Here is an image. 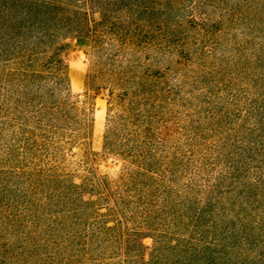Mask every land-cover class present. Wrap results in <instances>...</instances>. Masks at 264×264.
Segmentation results:
<instances>
[{"label": "rangeland", "instance_id": "rangeland-1", "mask_svg": "<svg viewBox=\"0 0 264 264\" xmlns=\"http://www.w3.org/2000/svg\"><path fill=\"white\" fill-rule=\"evenodd\" d=\"M88 13L81 38L0 35V264L142 262L203 226L264 239V0Z\"/></svg>", "mask_w": 264, "mask_h": 264}, {"label": "trees", "instance_id": "trees-1", "mask_svg": "<svg viewBox=\"0 0 264 264\" xmlns=\"http://www.w3.org/2000/svg\"><path fill=\"white\" fill-rule=\"evenodd\" d=\"M126 1L131 0H0V35L15 37L36 31L35 37L46 42L59 37L81 38L89 35L92 29L88 9L99 11L104 20L108 19V6L114 7ZM67 45L62 44L52 50L57 53ZM260 231L264 235V228ZM236 239H241L237 246L222 244L220 233L204 230V226L198 227L192 233L182 232L160 239L149 260L126 264H264V252L260 253L261 258L258 255L250 258L244 253L249 249L256 253L258 246L264 250V239L256 240L255 233L250 234L247 230L245 235ZM230 240L235 242L233 237ZM238 249L242 252H237ZM242 257L246 260L240 261Z\"/></svg>", "mask_w": 264, "mask_h": 264}]
</instances>
